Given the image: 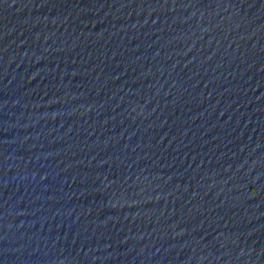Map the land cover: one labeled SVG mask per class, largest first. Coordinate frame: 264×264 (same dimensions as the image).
<instances>
[{"label":"water","instance_id":"1","mask_svg":"<svg viewBox=\"0 0 264 264\" xmlns=\"http://www.w3.org/2000/svg\"><path fill=\"white\" fill-rule=\"evenodd\" d=\"M0 264H264V0H0Z\"/></svg>","mask_w":264,"mask_h":264}]
</instances>
